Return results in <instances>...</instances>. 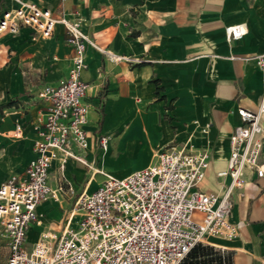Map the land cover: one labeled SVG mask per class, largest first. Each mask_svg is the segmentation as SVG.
Masks as SVG:
<instances>
[{"label": "crops", "instance_id": "crops-1", "mask_svg": "<svg viewBox=\"0 0 264 264\" xmlns=\"http://www.w3.org/2000/svg\"><path fill=\"white\" fill-rule=\"evenodd\" d=\"M29 1L56 17L82 19L95 43L87 44L81 76L89 84L86 159L94 168L124 177L148 166L157 150L192 146L210 160L201 188L221 189L217 172L230 157V136L240 123L236 110L258 111L264 97V69L257 62L264 56V0ZM16 4L0 0V16ZM238 24L246 34L229 39L226 27ZM68 38L63 24L46 39L27 26L0 35V184L23 173L36 155V124L47 107L39 92L68 75L74 55ZM101 136L109 140L105 148ZM5 138L10 146L3 145ZM89 170L73 160L66 165L71 185L85 176L79 194L101 182L97 174L89 183ZM58 172H51L54 188ZM232 198L231 220L239 233L221 245L234 264H264V177L249 174ZM50 202L39 212L48 213ZM39 225L29 230L30 244L47 231Z\"/></svg>", "mask_w": 264, "mask_h": 264}, {"label": "built area", "instance_id": "built-area-1", "mask_svg": "<svg viewBox=\"0 0 264 264\" xmlns=\"http://www.w3.org/2000/svg\"><path fill=\"white\" fill-rule=\"evenodd\" d=\"M12 1L16 6L0 16V35L27 26L46 39L63 24L74 55L68 75L39 92L47 107L36 124L35 157L23 173L0 184V237L7 243V264H179L198 243L226 250L221 242L239 233L231 220L233 192L245 187L249 174L264 177V97L258 111L236 110L240 123L230 136L227 166L217 172L222 180L218 192L201 188L210 160L192 146L157 150L148 166L117 177L86 159L89 84L81 76L88 67L87 44L95 43L82 30V19L64 13L56 17L35 1ZM244 27H226L229 39L242 38ZM257 62L264 69V56ZM108 143L101 136V146ZM69 160L91 169L89 183L97 174L105 178L76 197L60 232L43 231L30 244V228L41 224L39 205L71 186L65 174ZM54 168L59 171L56 188L51 184Z\"/></svg>", "mask_w": 264, "mask_h": 264}, {"label": "rangeland", "instance_id": "rangeland-1", "mask_svg": "<svg viewBox=\"0 0 264 264\" xmlns=\"http://www.w3.org/2000/svg\"><path fill=\"white\" fill-rule=\"evenodd\" d=\"M11 138V137H10ZM8 138H5L3 141V145L4 146H10L11 144L8 142ZM101 146L98 145V148H100ZM88 162V161H87ZM89 163V162H88ZM90 164V163H89ZM87 171L89 172V167L86 166ZM106 171L109 172L108 169H105ZM86 175V174H85ZM80 179L83 178V180L81 181H77L76 177H75V181L76 184L71 185H67L66 187H64L65 193H63V195L61 196L60 194L58 195V199H52L50 200L51 202L48 204H52V209L50 207H48V213H41V224L39 225L40 227L43 228V230H52V231H57L60 228L62 229L64 226V222L67 219L69 212L71 211V209L73 208V204L75 202H72V199H74L75 197H77L79 195V192L81 191L82 185L85 183L84 179L85 176L82 177L79 176ZM105 177L103 175H98L97 177V181H102ZM78 185V186H77ZM70 187H72L73 189H70ZM94 187L92 186L90 188L93 189ZM34 232L31 233L32 236H34ZM32 243V242H31ZM219 251L221 252H226L229 250H224L222 251L221 249H219ZM7 255H8V249L7 247H5V245L3 243L0 242V264H6L7 263Z\"/></svg>", "mask_w": 264, "mask_h": 264}, {"label": "trees", "instance_id": "trees-1", "mask_svg": "<svg viewBox=\"0 0 264 264\" xmlns=\"http://www.w3.org/2000/svg\"><path fill=\"white\" fill-rule=\"evenodd\" d=\"M179 264H234L231 251L221 252L213 246L196 244Z\"/></svg>", "mask_w": 264, "mask_h": 264}, {"label": "bare ground", "instance_id": "bare-ground-1", "mask_svg": "<svg viewBox=\"0 0 264 264\" xmlns=\"http://www.w3.org/2000/svg\"><path fill=\"white\" fill-rule=\"evenodd\" d=\"M243 29L245 30V27Z\"/></svg>", "mask_w": 264, "mask_h": 264}]
</instances>
